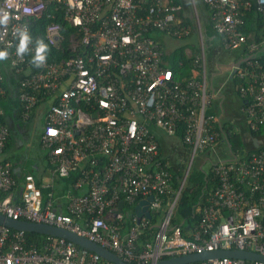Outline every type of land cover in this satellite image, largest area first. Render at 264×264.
I'll return each mask as SVG.
<instances>
[{
  "label": "built area",
  "instance_id": "obj_1",
  "mask_svg": "<svg viewBox=\"0 0 264 264\" xmlns=\"http://www.w3.org/2000/svg\"><path fill=\"white\" fill-rule=\"evenodd\" d=\"M184 1L0 0V9L10 17L6 27L0 26V50L9 54L0 61L19 78L22 118L28 120L43 103L42 95L53 98L40 138L52 179L41 185L54 187L57 178L80 174L74 184L79 193L67 190L55 197L50 192L45 202L33 174H25L24 183H19L12 162L4 156L9 128L0 124L1 214L71 230L131 264H156L219 250L264 255V144L242 154L233 152L230 143L233 157L212 162L218 184L197 205L200 219L189 228L190 237L184 235L183 223H172L185 183L173 187L170 161L161 156L151 125L169 136H177L183 128L181 141L192 159L198 153H218L229 135L220 118L209 112L219 92L211 90L207 76L204 14L197 0ZM201 1L223 48L240 55L232 77L239 80L235 85L242 101L240 111L247 130L259 131L264 128V60L260 55L264 40L250 38L243 26L252 11L264 15V0ZM183 12L194 20L190 26L179 17ZM58 14L76 28L69 38L71 55L51 61L46 53L45 62L37 67L31 61L36 41L42 38L34 35L32 23L44 15L52 19L45 39L60 47L65 36ZM17 27H26L33 41L22 58L16 55L19 41L13 33ZM156 32L177 40L198 33L202 54L185 49L193 57L190 77L168 66ZM179 66L183 68L184 63ZM5 80L0 66V92H4ZM187 168L191 170L192 165ZM150 195H154L151 214L164 207L165 196L166 211L152 241L140 246V235L151 219L139 218L135 206ZM120 201H124L121 211ZM56 203H63L66 211ZM127 206L133 207L130 212ZM26 233L0 224V264H116L53 235H45L42 247H29ZM186 264H264V260L222 256Z\"/></svg>",
  "mask_w": 264,
  "mask_h": 264
},
{
  "label": "trees",
  "instance_id": "obj_2",
  "mask_svg": "<svg viewBox=\"0 0 264 264\" xmlns=\"http://www.w3.org/2000/svg\"><path fill=\"white\" fill-rule=\"evenodd\" d=\"M172 3L179 4L184 3V0H171ZM198 6L202 5L204 7V11L207 10L206 6L203 4L201 0H197ZM207 12V11H205ZM52 20V19H51ZM50 18H47L45 15L38 20L32 23V30L34 31V35L41 36L44 43L47 45L48 50V59L51 61H61L62 59H66L70 57L71 52L69 50V38L72 33L76 32V28L72 26V24L63 18L62 14H58V20L62 22L63 25V33L65 39L63 44L60 47H55L50 45L46 39V26L51 21ZM184 25L190 26L191 18L189 16L188 20L183 21ZM243 30L246 34L250 36V38H254L256 41L264 40V15L258 13L256 11H252L247 16V23L243 26ZM186 45H182L177 47L172 53L166 54L165 59L167 61L168 66L173 68L175 71H183L184 75L187 77L191 76V70L193 67V57H188L185 52ZM264 60V55L261 58ZM179 62L184 63V67L179 66ZM0 66L6 76V80L2 83V88L4 92H0V106L4 110V114L0 116V124L6 125L9 119L17 118L18 120H22V106L21 102L18 98L17 91L18 89V77H16V73L10 69L7 65H5L2 61H0ZM235 84H239V80L235 77L233 78ZM42 101L46 102L51 100L52 97H47L42 95ZM39 107V106H38ZM209 112H211L209 110ZM216 124V122H214ZM225 129L229 132L228 139L232 146V151L236 153H251L258 148L253 146L252 143H245L242 135L236 131L235 127L224 124ZM253 136L264 138V128H261L259 131L251 132ZM42 134V133H41ZM177 136L180 140L183 138V128L178 131ZM10 129L9 135L6 142L5 149L11 144L10 143ZM165 161H170L168 158H165ZM49 166V165H48ZM170 170L173 174L172 184L175 189L180 187L181 181L185 174V166L177 163H173L170 165ZM80 174L78 172H73L69 177L66 178H57L54 184V187H42V180H38V185L41 187L43 191V195L45 198V202L49 199V193L52 192L55 197H61L67 190H74V184L79 178ZM218 179L214 175L212 171V167L210 171H206L203 168H200V172L193 170L191 168L185 185L182 189L180 199L177 204L175 216L173 217L172 223L182 224L183 223V232L184 235L190 237V229L194 227L195 224L199 221V212H196L197 205L206 198L217 186ZM76 193H79L77 190ZM168 197H164L163 206L167 205ZM139 201V199H138ZM137 201V202H138ZM164 212L162 213L160 210L154 212L152 218L150 220V226L146 228L139 238V245L143 246L149 241H152L155 232L157 231L159 222L162 220ZM128 227L131 225V222L127 219L125 223ZM189 229V230H188ZM46 236L27 232V246H35L42 247V242L45 240Z\"/></svg>",
  "mask_w": 264,
  "mask_h": 264
},
{
  "label": "rangeland",
  "instance_id": "obj_3",
  "mask_svg": "<svg viewBox=\"0 0 264 264\" xmlns=\"http://www.w3.org/2000/svg\"><path fill=\"white\" fill-rule=\"evenodd\" d=\"M198 8L200 11L205 13L204 7H202V5H199ZM185 13L186 12H183V14L180 15L179 17L183 18L184 20H188L190 15L185 16L184 15ZM191 21L194 22V20L192 19ZM203 24H204V28L205 27L209 28L208 32H204L207 38L213 36V31L211 30L209 24L207 26L205 19H203ZM156 34H157V39L161 42L166 54L172 53L177 47L185 45V44L188 47L194 50H197L198 53L202 54V46H201L202 41L199 38L197 32H195V34L191 35L190 37L184 40H177V39L169 38L166 35H164L162 32H156ZM205 54H206L209 78L212 73L219 71V67L217 63H221L224 66V64L228 63V60H230V57H231L229 55V52H227L223 48L219 37H216L215 39L213 38L207 39V40L205 39ZM225 75H226V72H222V74L221 73L216 74L215 76L216 82H221L222 79H224ZM223 94L225 95V98L222 103V107L224 109V115L222 116V121L229 124L231 118L240 117L241 119L239 118L240 120L237 121V123L239 124V129H242L241 126H245V121L242 118L243 117L242 113L239 110L241 101L236 92L235 81H231V80L227 81V86H226V89L223 90ZM221 102H222L221 97L215 100V104L218 107ZM41 126H42V122L36 123L35 125H31L28 128V133L26 134V143H25V146L20 151V154L21 155L26 154L28 157V160L25 163V168L27 169V171L33 173L37 180L42 178V184H46V183H50L52 179L51 178L52 176L51 166L49 163H46L45 157H42L45 162V167H47V170L45 171L42 177L39 176L38 171H37V163H39L40 158L35 157V153H37L38 155H44L46 151L45 149L42 148V146L40 145L38 141V136L41 130ZM14 138H15V135L13 139ZM224 148L225 146L219 147L218 153H208L205 155L198 153L195 156V158L192 159V152L182 146L179 154L177 155V158L182 159L183 161L182 164L185 167H188L191 164L193 167V170H196L197 172H200V165L203 164L204 160L206 158H210L202 166L204 170L210 171L212 162L218 159V156H220V152L223 151ZM11 152H15L16 154L17 152L19 153V151H17V148H15V146H13ZM186 169H185V172H186ZM165 207L160 209L162 213L163 212L165 213L166 211ZM132 208L133 207L127 206L126 212H130ZM126 212H125V216L127 218ZM41 235H44V234H41Z\"/></svg>",
  "mask_w": 264,
  "mask_h": 264
},
{
  "label": "crops",
  "instance_id": "obj_4",
  "mask_svg": "<svg viewBox=\"0 0 264 264\" xmlns=\"http://www.w3.org/2000/svg\"><path fill=\"white\" fill-rule=\"evenodd\" d=\"M189 7L190 6L188 5V8ZM205 11H207V10H205ZM202 13L204 14L203 19H205L207 26L209 24L210 28H211V24H210V21L208 19L207 12H205V13L202 12ZM208 29H209L208 27H205L204 28L205 32H208ZM211 30H212V28H211ZM216 37H219V36H217L214 32H213V36H211V37L207 38V36L205 35L206 40L212 39V38L215 39ZM184 39H182V40H184ZM186 47H188V46L186 45ZM194 51H195V53H198L197 50H194ZM229 55L231 56L230 60H228V63L224 64V66L221 63H217V65L219 67L218 72L212 73L210 78L207 74L208 80L210 82L211 90L212 91L218 90V92H219V93H216V98L213 99L210 111H211V113L215 114L218 117V119L220 118V121H222V116L224 115V109L222 107V103L224 101L225 95L223 94V90L226 89L228 80L234 81L232 78L233 77V68L231 66V63H235L240 56L239 54H234V53H229ZM226 69H228V70H226ZM222 72H226L224 79H222L221 82H216V77H215L216 74H218V73L222 74ZM222 78H223V76H222ZM222 84L224 85L225 88L221 90ZM235 88H236V85H235ZM236 92H237V89H236ZM237 95H238V93H237ZM220 97L222 98V102L220 103V105L218 107L215 104V100L220 98ZM238 97H239V95H238ZM52 99L53 98H51V100ZM239 99L241 101L240 97H239ZM51 100L48 99V101L39 105V107L29 117V119H28L29 121H25L24 119L18 120L17 118H14V119H9L8 123L6 124V126L10 129V140H11L10 143L11 144L5 149L4 156L6 159H8L9 161L12 162V164L16 170L17 177L19 179V183L21 185L24 183L25 174H33V173L27 171V169L25 168V163L28 160L27 155L26 154H24V155L20 154V151L22 150V148L25 146V143H26V134L28 133V128L31 125H35L36 123L42 122L41 130H40V133L38 136V141L41 145L40 136H41V133L43 132V129H44L43 125H44V121H45L46 111L48 109L47 103ZM240 104H242V101L240 102ZM239 110H241V105L239 106ZM3 114H4V110H3ZM239 118L240 117L231 118L229 125L235 127L236 131H238L239 134L242 135V138H243L245 143H252L253 146H255V142L253 139L256 136H253L252 133L247 130L246 126H241L242 129H239V124L237 123V121H239L241 119V118L240 119ZM242 118L244 119V117H242ZM223 124H225V122H223ZM151 127H152L153 131L155 132L157 139L159 140L161 156L163 158L164 157L168 158L170 160V162H169L170 165L173 163H177V164L183 163L182 159L177 158V155L179 154L181 147L183 146L184 148H186V146L184 145V143H182V141L178 138V136H169V135L165 134L163 131H161L159 128L152 126V125H151ZM14 135H15V138L13 139ZM256 138H258L259 141H261V143H262L261 146H262L264 144V138H259V137H256ZM220 145H219V147L225 146V148L223 151L220 152V156H218V157L223 158V160L231 159L233 157V154L228 149V147H229L228 142L222 141L220 143ZM13 146H15V148H17V151H19V153L17 152V154H16L15 152H11ZM202 155H205V154H202ZM35 157L40 158L39 163H37V171H38L39 176L42 177L44 175L45 171L47 170V167H45V162H44L42 157H45L46 163H48L47 151H45L44 155H38L37 153H35ZM208 159H210V158H206L204 160L203 164ZM203 164L200 165V168H203L202 167ZM211 167H212V165H211ZM186 168L187 167H185V169ZM51 178H52V176H51ZM40 180H42V178ZM48 184L49 183H46L45 185H48ZM56 206L58 209H61L62 211H66V208L63 205V203H58V204L56 203Z\"/></svg>",
  "mask_w": 264,
  "mask_h": 264
},
{
  "label": "water",
  "instance_id": "obj_5",
  "mask_svg": "<svg viewBox=\"0 0 264 264\" xmlns=\"http://www.w3.org/2000/svg\"><path fill=\"white\" fill-rule=\"evenodd\" d=\"M260 55H264V49L260 52ZM239 64H240L239 62L231 63L233 72L235 70L234 67L238 66ZM52 101L53 99L47 103L48 107L51 106ZM221 123L223 124L222 121ZM253 140L257 148L261 146L262 143L261 141H259L258 138L255 137ZM223 141L228 142V144L230 145L227 135H225ZM228 149L230 150V147H228ZM189 171H190L189 168H187L186 173L183 177L182 183H185L187 176L189 174ZM153 199H154V195H150L147 199L140 200L139 203L135 206V212L137 213V216L139 218L143 217L144 215H146L149 219L152 218V214L149 209V206H150V202ZM123 205H124V201H120L119 211L122 210ZM0 224H4L16 230H23L26 232H33L37 234L53 235L57 237L67 238L82 248H87L90 251L100 254L104 259L108 261L115 262L116 264H131V263L125 262L118 254L111 251L110 249L103 247L102 245L90 240L87 237L81 236L71 230H68L62 227L44 224V223H36V222H31V221H26V220H14L1 213H0ZM222 256H230L234 258H245V259H253V260L254 259L264 260V255L260 253L243 251V250H219V251H214V252H205L203 254L176 256V257H172L169 259L160 260L156 264H186L192 261H198V260L208 259L210 257H222Z\"/></svg>",
  "mask_w": 264,
  "mask_h": 264
},
{
  "label": "clouds",
  "instance_id": "obj_6",
  "mask_svg": "<svg viewBox=\"0 0 264 264\" xmlns=\"http://www.w3.org/2000/svg\"><path fill=\"white\" fill-rule=\"evenodd\" d=\"M9 19H10L9 13L5 11L4 9H0V26L6 27L9 23ZM13 34L16 37V39H18L19 41L18 44L16 45V55L22 58L25 54L29 53L30 51L29 46L33 42L32 36L30 35L26 27H17ZM47 50H48V47L44 43V41L37 40L35 50H34V55L32 57L31 62L37 67L43 65V63L46 60ZM8 55L9 54L6 50H0V60L7 59ZM25 121H29V120H25Z\"/></svg>",
  "mask_w": 264,
  "mask_h": 264
}]
</instances>
